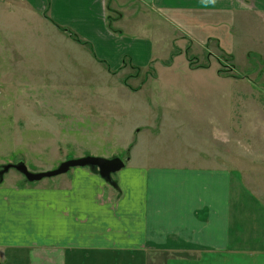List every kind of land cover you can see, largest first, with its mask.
I'll return each instance as SVG.
<instances>
[{
	"label": "crops",
	"instance_id": "obj_1",
	"mask_svg": "<svg viewBox=\"0 0 264 264\" xmlns=\"http://www.w3.org/2000/svg\"><path fill=\"white\" fill-rule=\"evenodd\" d=\"M1 1L0 56L13 34L31 52L40 49V59L53 53L48 39L66 35L74 42L73 34L110 73L122 72L126 62L138 70L163 62L154 57L163 50L161 34H153L156 46L152 28L143 26V34L138 24L120 21L126 16L119 12V20H110L104 0ZM131 2L176 22L193 44L207 42L204 33L221 21L264 14V0ZM200 24L204 33L194 29ZM29 30L44 38V47L26 42ZM154 101L164 100L158 95ZM145 106L142 114H149ZM156 123L143 146L141 132L127 145L133 147L121 158L126 167L113 177L116 187L80 168L47 182L6 180L0 187V264H264V200L239 171L198 166L189 154L181 156L186 161H159L154 145L165 130L163 116ZM102 195L112 202L101 203Z\"/></svg>",
	"mask_w": 264,
	"mask_h": 264
},
{
	"label": "rangeland",
	"instance_id": "obj_2",
	"mask_svg": "<svg viewBox=\"0 0 264 264\" xmlns=\"http://www.w3.org/2000/svg\"><path fill=\"white\" fill-rule=\"evenodd\" d=\"M127 1L104 0L107 17L119 20V12L126 16L120 21L152 28L156 46L153 34L160 33L164 41L163 50L154 55L163 62L147 69H133L126 62L122 72L110 73L91 60L77 36L81 44L66 35L47 38L53 52L49 59H40L45 55L40 49L33 53L30 45L14 42V34L5 41L8 51L0 56V172L24 164L31 173L42 174L86 157L126 160L133 147L127 145L141 132L143 146L146 132L155 133L157 117L163 116L165 130L154 145L159 161H186L181 156L189 154L188 161L198 166L239 171L247 187L264 200V14H240L207 34L201 24L194 26L211 41L193 44L176 22ZM28 32L27 43L44 47L41 35ZM170 60L172 65L176 61L174 68L167 65ZM158 95L164 101L156 105ZM144 103L151 106L149 114H142ZM15 178L29 183L11 169L0 187Z\"/></svg>",
	"mask_w": 264,
	"mask_h": 264
},
{
	"label": "water",
	"instance_id": "obj_3",
	"mask_svg": "<svg viewBox=\"0 0 264 264\" xmlns=\"http://www.w3.org/2000/svg\"><path fill=\"white\" fill-rule=\"evenodd\" d=\"M124 167V162L119 158L104 159L100 157H86L83 159L71 160L63 163L55 171L42 174L31 173L24 164L14 166L9 165L4 167L3 171L0 172V180H3L4 175L8 174L11 169H15L20 174H22L29 183H35L43 181L45 179H52L66 175L72 169L90 168L92 172L98 174L105 182L113 187H116L113 177L114 175L122 171Z\"/></svg>",
	"mask_w": 264,
	"mask_h": 264
},
{
	"label": "trees",
	"instance_id": "obj_4",
	"mask_svg": "<svg viewBox=\"0 0 264 264\" xmlns=\"http://www.w3.org/2000/svg\"><path fill=\"white\" fill-rule=\"evenodd\" d=\"M64 31H65V32H68L67 30H64ZM71 37H72L76 42H78V43L81 44V41H80L79 39H77L75 35L71 34ZM172 63H173V61L170 60V61L168 62L167 65H168V66H169V65H172ZM192 64H193V63L190 61V66H192Z\"/></svg>",
	"mask_w": 264,
	"mask_h": 264
},
{
	"label": "built area",
	"instance_id": "obj_5",
	"mask_svg": "<svg viewBox=\"0 0 264 264\" xmlns=\"http://www.w3.org/2000/svg\"><path fill=\"white\" fill-rule=\"evenodd\" d=\"M99 200L101 203H111L112 202L111 198H107L103 195L99 197Z\"/></svg>",
	"mask_w": 264,
	"mask_h": 264
},
{
	"label": "bare ground",
	"instance_id": "obj_6",
	"mask_svg": "<svg viewBox=\"0 0 264 264\" xmlns=\"http://www.w3.org/2000/svg\"><path fill=\"white\" fill-rule=\"evenodd\" d=\"M116 158H119V157H116ZM119 159H121V158H119ZM121 160H122V159H121ZM122 161H123V160H122ZM123 162H124V161H123ZM124 164H125V162H124ZM125 167H126V164H125ZM125 167H124V168H125ZM80 169H83V168H80ZM35 183H36V182H35ZM108 198H109V197H108Z\"/></svg>",
	"mask_w": 264,
	"mask_h": 264
}]
</instances>
